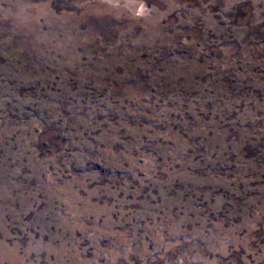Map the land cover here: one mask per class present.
<instances>
[{"label": "rangeland", "instance_id": "374dc122", "mask_svg": "<svg viewBox=\"0 0 264 264\" xmlns=\"http://www.w3.org/2000/svg\"><path fill=\"white\" fill-rule=\"evenodd\" d=\"M0 264H264V0H0Z\"/></svg>", "mask_w": 264, "mask_h": 264}]
</instances>
